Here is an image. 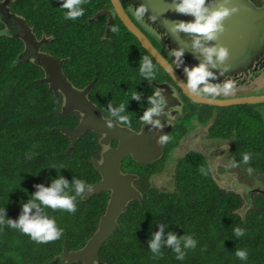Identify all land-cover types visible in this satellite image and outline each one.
I'll use <instances>...</instances> for the list:
<instances>
[{"label": "trees", "instance_id": "obj_1", "mask_svg": "<svg viewBox=\"0 0 264 264\" xmlns=\"http://www.w3.org/2000/svg\"><path fill=\"white\" fill-rule=\"evenodd\" d=\"M8 6L26 19L37 38H47L42 49L64 59V72L75 86L84 88L92 83L89 98L105 116H109V101L114 106L126 103L132 129H140L139 117L149 106L148 97L157 88L156 83L177 86L116 14L110 27L108 13L95 17L99 11H112L110 0H89L82 5L85 14L74 21L64 18L66 10L60 7L61 0H9ZM1 15L0 210L6 208L7 218L18 219L22 202L35 193L36 184L50 186L60 175L69 182L74 177L90 185L99 181L101 174L92 158L101 157L102 145L101 135L88 130L70 148L69 136L57 127H75L79 113L57 114L63 96H57L43 80L45 73L39 65L19 58L24 42L11 34ZM113 27L119 31L113 32ZM142 29L167 55L160 40ZM143 55L156 65V79L151 84L139 74ZM132 91L140 92L141 100H131ZM258 106L191 101L189 113L168 132L170 140L160 158L151 163L138 162L131 155L124 159L122 170L139 175L141 198L131 199L119 216L118 227L100 248V264H264V193L254 192L251 207L240 213L245 204L242 194L216 183L207 157L197 149L177 158L172 190L159 189L148 180L163 169L171 150L188 135L191 118L208 124V140H227L229 158L237 164L244 165L242 155L250 153L252 159L247 166L264 175V117ZM52 166L63 168L57 171ZM108 200L109 191L105 190L78 199L75 214L46 208L48 216L64 229L59 240L47 244L36 243L6 225L0 227V264H48L65 244L70 250L83 247L96 231ZM160 224L166 225L165 234L172 231L178 236L193 235L198 241L196 248L187 250L184 260H177L167 247L162 249V257L153 258L147 242ZM236 227L245 235L237 238ZM237 248L248 252L247 260L235 256Z\"/></svg>", "mask_w": 264, "mask_h": 264}, {"label": "water", "instance_id": "obj_2", "mask_svg": "<svg viewBox=\"0 0 264 264\" xmlns=\"http://www.w3.org/2000/svg\"><path fill=\"white\" fill-rule=\"evenodd\" d=\"M110 1L112 11H99L95 14V17L102 12L108 13V27H110L113 15L116 14L126 28L137 37L141 45L170 74L177 86L193 102L216 106L264 102V93L212 98L193 96L186 90L184 87L186 77L183 73V66L176 68L175 58L170 52L178 47L187 49L183 57L184 66H195L202 57L193 52L191 47L192 38L189 34L182 32L177 34L171 31L173 23L194 20V17L178 14L172 9V0H133V3L132 0H128L129 10L136 21L129 14V10H126L122 0ZM8 2L9 0L0 1V14L2 13L1 17H3L2 19L6 26L10 28L11 34L21 38L24 42V48L19 58L39 65L45 73L43 80L49 84V87L57 96L59 94L63 96V105L61 110L58 111V115L67 116L73 111H77L80 114V120L75 127L60 125L57 129L69 136L71 149L77 139L88 130L99 133L101 135L100 143L104 146L101 158L98 159L95 156L92 158V163L100 172L101 179L91 185L93 191L84 197L88 198L105 190L109 191L107 207L100 218L98 227L83 247L70 250L65 244L63 251L48 264H69L76 261L84 264H100V248L118 227L119 216L126 209L131 199L141 198V192L133 183L136 175L122 170L123 160L128 155H131L134 160L143 163L156 160L162 156L164 146L157 144L156 139H158V136L153 137L148 125H141L139 130L121 128L119 126L109 129L104 120L111 117L105 116L100 107L89 98L92 83L84 88L75 86L64 72V59L42 49V44L47 38H37L26 19L10 10ZM141 3L148 5L149 12L145 14L143 19H137L135 9ZM222 3L227 7L238 6L240 11L225 18L223 21L225 32L220 35L217 41L212 42L227 47L230 53L225 62L226 66H229V70L224 76H220L219 80L212 82L221 83L227 78L237 84H242L250 80L249 78L255 74L256 76H253L251 80L256 81L264 74V69L258 70L261 67L257 66V60H255L260 49L264 47V7H258L250 0H215V3H210L209 6L218 8ZM152 14L158 17L155 23L149 19ZM142 26L160 40L165 47L167 55L154 45L147 33L142 29ZM247 65L250 66L245 67ZM258 65L263 66L262 63ZM222 70L223 66H221V69H213L218 74ZM257 72L261 75L258 76ZM251 80L250 82H252ZM177 86L168 82L156 83V87L164 92L167 99V111L170 112L169 118L159 117L165 123V128L162 132H158L157 135L168 133L179 118L185 116L180 111L181 99ZM114 140H117V145L110 146ZM253 189L256 192L264 193L263 187H254Z\"/></svg>", "mask_w": 264, "mask_h": 264}, {"label": "clouds", "instance_id": "obj_3", "mask_svg": "<svg viewBox=\"0 0 264 264\" xmlns=\"http://www.w3.org/2000/svg\"><path fill=\"white\" fill-rule=\"evenodd\" d=\"M88 2L89 0H61L60 7L66 10L64 18L73 21L81 18L85 14V9L82 5ZM210 3H215V0H172V9L178 14L190 15L194 17V20L173 23L171 31L177 34L181 32L189 34L192 38L191 47L193 52L199 54L202 59L195 66H184L183 57L187 49L178 47L172 49L170 54L175 58L176 68L183 66V73L186 77V83L184 84L186 90L193 96L214 98L221 95H229L235 88V82L227 78L221 83L212 82L219 80V77L224 76L229 70V66H226L225 62L230 55L227 47L212 42L217 41L220 35L225 32L226 29L223 23L225 18L239 12L240 9L238 6L227 7L223 3L218 8H212L209 6ZM148 12V5L141 3L135 9V16L137 19H143ZM149 19L155 23L158 17L152 14ZM112 31L118 32L119 29L113 27ZM221 66H223V70L219 71V74L213 71V69H221ZM139 74L149 84L156 79V65L147 55L141 57ZM141 96L140 92H131V100L139 101ZM148 105L143 111V115L139 117V123L143 126H150L149 131L152 132L153 137L158 136V139H156L157 144L163 147L169 143L170 136L168 133L157 135L158 132H162L165 128V123L159 117L169 118L170 112L167 111V99L160 88H156L152 95L148 97ZM107 110L111 118L104 121L109 129L116 126L127 129L132 128V120L127 112L126 103L114 106L113 101H109ZM31 156L32 154L30 153L29 158ZM251 159L250 153H243L242 163L244 165H249ZM230 166L239 167L240 165L233 162ZM61 168L63 166L57 168V171ZM201 171L203 172L204 169L202 168ZM253 171L252 167L247 168L249 175ZM34 187L37 190L30 195L26 203L22 202V211L18 219L7 218L6 208L0 210V227L6 225L18 230L39 244H47L59 240L64 233V229L57 226L55 218L48 216L45 211L46 208L75 214L78 210V199L84 198L86 194L93 191L92 186L86 181L74 177L69 182L63 175L53 179L50 186L36 184ZM165 227L166 225L160 224L159 230L155 231L147 242L149 249L153 253V258L162 257V249L167 247L175 253L177 260H184L187 256V250H194L198 241L193 238V235L187 233L183 236H178L176 233L168 231L165 234ZM234 235L237 238L242 237L245 235V231L240 227H236ZM235 256L240 260H247L248 252L237 248Z\"/></svg>", "mask_w": 264, "mask_h": 264}, {"label": "rangeland", "instance_id": "obj_4", "mask_svg": "<svg viewBox=\"0 0 264 264\" xmlns=\"http://www.w3.org/2000/svg\"><path fill=\"white\" fill-rule=\"evenodd\" d=\"M141 23L143 22L141 21ZM253 76H256V74L252 75L251 78ZM251 78L249 79L251 80ZM250 80L242 84L235 83V88L229 95H221L220 97H231V95L234 96L232 93H236L237 91L239 92V90L244 92L254 91L255 88L260 90L257 92H264V74H262V76H260V79L256 81L251 80L252 82H250ZM260 107L262 115L264 116V105ZM199 125L205 128L198 127L196 130H194V128ZM207 126L208 124L200 123L195 118L190 119L188 135L183 137L181 143L176 148L171 150V152L169 153L170 159L167 168H165L162 173L154 176L153 182L160 189L172 190L174 186L173 173L177 158L190 149L200 150L209 160L212 175L217 180V182L221 183V186L224 185L223 187L226 186L225 188L227 189L232 188L236 192L242 194L246 201V206H243L239 210V212L244 214V212L246 213L251 207L250 195H252L253 188H264V183L259 182V180L257 179V177L262 176L255 171H253V173L249 175L247 172V168L244 165H240L239 167H231L230 165L233 162L228 160L229 145L227 144V140H208V137L206 136Z\"/></svg>", "mask_w": 264, "mask_h": 264}, {"label": "flooded vegetation", "instance_id": "obj_5", "mask_svg": "<svg viewBox=\"0 0 264 264\" xmlns=\"http://www.w3.org/2000/svg\"><path fill=\"white\" fill-rule=\"evenodd\" d=\"M131 1V0H130ZM253 4H255V5H257L258 7H264V0H250ZM122 2H123V4H124V6H125V8H126V10H129L130 8H129V4H128V0H122ZM132 3H133V0H132ZM129 12V14L132 16V18L134 19V17H133V15H132V13L130 12V10L128 11ZM134 21H136L135 19H134ZM148 31V30H147ZM153 35V34H152ZM255 60H257V66L258 67H261V68H259L258 70L260 71V70H262V69H264L263 68V66H259L258 64H260V63H262L263 65H264V47L262 48V49H260V51H259V53H258V55L256 56V58H255ZM248 66H250V65H247V66H245V67H248ZM244 67V68H245ZM236 73V72H235ZM257 75L259 76V75H261L259 72H257ZM244 83V82H243ZM249 84V83H248ZM180 89V88H179ZM178 89V94H179V97H180V99H181V112L182 113H185V114H187V113H189V111H190V109H189V106H190V103H191V99L190 100H184L183 99V97H182V95H181V93H183L182 92V90H181V92H180V90ZM257 91H260V90H258L257 88H255L254 89V91H241V90H239V92L237 91L236 93H232L234 96H236V95H249V94H259V93H261V92H257ZM253 92H255V93H253ZM262 93H264V92H262ZM184 94V93H183ZM232 96V95H231ZM254 104H256V103H254ZM259 106H258V109L260 110V106H262V105H264V102H261V103H257ZM73 112H75V111H73ZM72 112V113H73ZM260 112H261V110H260ZM79 113V112H78ZM262 113V112H261ZM80 115V114H79ZM264 117V116H263ZM180 118H182V117H180ZM184 118V117H183ZM80 120V119H79ZM173 127V126H172ZM198 127H202L201 125H199V126H197V127H195V128H198ZM202 128H205V127H202ZM207 131V130H206ZM187 136V135H186ZM115 141V143H113ZM114 141H112L111 142V144H110V146H116L117 145V140H114ZM103 148H104V146H102V150H103ZM102 150H101V152H102ZM128 156H130V155H128ZM127 156V157H128ZM126 157V158H127ZM101 157H99L98 159H100ZM125 158V159H126ZM169 159H170V156L168 155V157L166 158V162H165V165L163 166V169L161 170V171H159V172H156V173H153V174H151L150 175V177L148 178V180H149V182L150 183H152L154 186H156L155 185V183L153 182V177L154 176H156V175H158V174H160V173H162L164 170H165V168H167V166H168V162H169ZM157 160V159H156ZM156 160H153V161H150V162H144V163H151V162H154V161H156ZM228 160H230V161H232V162H234L233 160H231L230 158H228ZM209 161V160H208ZM123 163V162H122ZM141 163H143V162H141ZM210 163V162H209ZM176 164V163H175ZM211 166V165H210ZM246 168H248V166L247 165H244ZM175 168V167H174ZM256 173H258L259 175H261L262 177H257V179L259 180V182H261V183H264V175L260 172V171H258V170H254ZM131 172V171H130ZM132 173V172H131ZM135 175H136V177L134 178V180H133V183L135 184V186L137 187V189L140 191V186L137 184V183H142L141 181H140V179H139V175L138 174H136V173H134ZM214 177V176H213ZM216 180V179H215ZM216 183H218L217 182V180H216ZM224 186V185H223ZM156 187H158V186H156ZM226 187V186H225ZM224 187V188H225ZM159 188V187H158ZM160 189V188H159ZM227 189V188H226ZM229 189H231V190H234V189H232V188H229ZM164 190V189H163ZM254 192H256L254 189H253V191H252V194L254 193ZM250 197H251V199H252V195H250ZM246 206V201H245V204H244V207Z\"/></svg>", "mask_w": 264, "mask_h": 264}]
</instances>
